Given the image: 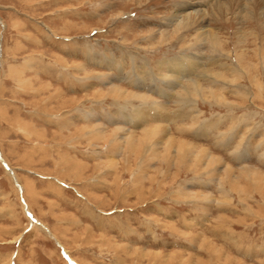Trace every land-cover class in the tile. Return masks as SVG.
Returning a JSON list of instances; mask_svg holds the SVG:
<instances>
[{"label": "rangeland", "instance_id": "1", "mask_svg": "<svg viewBox=\"0 0 264 264\" xmlns=\"http://www.w3.org/2000/svg\"><path fill=\"white\" fill-rule=\"evenodd\" d=\"M258 1L208 16L218 47L195 30L159 42L192 0H0V264H264ZM190 81L205 91L185 94ZM159 124L223 164L204 171L155 160L157 142L142 157L108 140ZM208 241L236 260L215 259Z\"/></svg>", "mask_w": 264, "mask_h": 264}, {"label": "bare ground", "instance_id": "2", "mask_svg": "<svg viewBox=\"0 0 264 264\" xmlns=\"http://www.w3.org/2000/svg\"><path fill=\"white\" fill-rule=\"evenodd\" d=\"M186 1V0H185ZM233 0H201V3L203 4H199L200 0H192L191 2V6L187 9L182 8L177 10L175 16L172 17V26H175V29H173V32H166V34H162L161 38L159 40V42H163L166 43L165 41L167 39H174L177 38L176 40L180 43H183L182 41H184V34L186 31H190V30H195L196 33L195 35H192L194 37V39L199 42L200 44L202 43H206L207 40H209L211 42V44H213L214 46H218L221 47L222 44V37L219 35V33L214 32L211 28L207 27V19L209 18L208 16H214L215 19H219L221 17H223V12L225 9H228L230 6V2ZM236 1V0H235ZM254 1V0H253ZM256 1V0H255ZM260 2L263 3L264 0H259L258 3ZM241 3V2H238ZM248 3V1H247ZM254 4V2H252ZM234 4V3H233ZM242 4V3H241ZM252 4V5H253ZM201 5H203L201 7ZM255 5V4H254ZM235 6V5H234ZM250 7V6H249ZM248 7V8H249ZM259 7V6H258ZM238 8V5H237ZM240 8V7H239ZM242 9V8H241ZM240 9V10H241ZM253 9V8H252ZM257 9V8H256ZM181 10V12H179ZM239 10V11H240ZM225 13V12H224ZM241 14V13H240ZM256 14V13H255ZM261 14V13H260ZM263 14V13H262ZM246 15H250V14H245ZM255 16V15H254ZM261 16V15H258ZM241 17V16H240ZM251 17V16H250ZM262 17V16H261ZM260 17V18H261ZM225 18V17H224ZM259 18V17H258ZM245 19V18H244ZM243 19V20H244ZM250 19V18H249ZM254 19V18H253ZM227 20V19H226ZM252 20V19H251ZM239 21V20H238ZM255 22V21H254ZM238 23V22H237ZM194 31V32H195ZM184 32V33H183ZM253 32V31H252ZM249 34V33H248ZM153 35V34H152ZM189 35V34H188ZM237 37H238V41L239 42H244L245 38H246V32H244V30L242 31V28H237ZM179 38H182V40H179ZM155 39V38H154ZM156 40V39H155ZM190 40V39H189ZM168 41V40H167ZM260 46V45H259ZM239 55L241 57H243V53H239ZM199 58V57H198ZM189 64V63H188ZM187 64V65H188ZM186 67H188V69H186L183 65H181L182 69H183V73L179 72L180 70L177 68L176 66L170 70V68L166 67L164 69H166V72L171 73L173 76L181 73V75L183 76L184 74H188L189 72H194L196 70L197 67H195L196 63H192L191 65H188ZM165 73V72H164ZM164 74H162L161 76H163ZM168 75V74H167ZM179 76L180 78L182 76ZM209 75V74H208ZM214 76V75H213ZM217 76V75H216ZM220 76L223 77V75L220 74ZM188 77V76H187ZM219 77V76H218ZM164 78V77H163ZM191 78V77H190ZM220 78V77H219ZM108 79V78H107ZM173 79V78H172ZM176 79V78H175ZM182 79V78H181ZM189 79V78H188ZM192 79V78H191ZM110 80V79H108ZM194 80V79H193ZM172 81V80H171ZM180 81V80H179ZM184 83V82H182ZM178 84V83H176ZM114 85V84H112ZM180 85V84H179ZM182 85V84H181ZM177 86V85H176ZM173 87V86H172ZM200 90V91H205L204 88L201 86V84L198 81H193V82H188L187 83V87L184 90L185 94L191 93V91L193 92V94L196 92V90ZM112 90V89H111ZM110 90V91H111ZM117 93L116 94H122L124 93V95H127L129 93L123 91L122 89H118L116 88ZM181 92V91H180ZM214 92V91H213ZM172 93V92H171ZM215 93V92H214ZM137 94V93H136ZM213 94V93H212ZM173 95V94H172ZM133 96V95H132ZM146 96V95H145ZM127 97V96H126ZM211 97V96H210ZM136 98V97H135ZM75 98H68L67 101H71L74 100ZM158 114V113H157ZM151 115V114H150ZM169 116V114H168ZM166 114L164 113H159L158 118L159 119H163V121H166L168 123L170 121V117H168ZM171 116V115H170ZM152 117V116H151ZM156 118V117H155ZM149 117L146 116H141L138 118V120L142 123V122H146L148 121ZM174 119V118H172ZM137 120V118L135 119ZM150 120V119H149ZM175 120V119H174ZM172 121V120H171ZM149 122V121H148ZM96 128V127H95ZM125 130V129H124ZM122 130H118V131H114L116 133H112L111 137H108V140L110 141H117V145L119 147L122 146L123 143H126L127 146L129 148H131L135 153H137L138 156H142L145 155L148 152L147 148L146 150L144 149V145L145 144H151L153 142H157L158 143V147L160 148L159 150L154 152V156L153 158L155 160H160L163 159L164 162H171L172 160H174L175 158V162L174 163H185V162H193V164L196 165H200L201 168L205 171L209 168H213L214 167H218L220 165H222V159L214 154H212L211 152H209V149L207 147H201L199 148L197 145L192 144L191 142L185 140V139H180L174 136V134H171V126H169L168 124H159L157 126L154 127H148L145 128L142 132L140 133H131L128 137L122 136L121 133ZM95 132L101 136H103L105 133L104 130H102L101 128H97L95 130ZM119 133V134H117ZM164 144V145H163ZM156 145V143H155ZM162 145L164 146V151H161V147ZM157 146V145H156ZM151 148V146H149ZM149 148V149H150ZM162 148V149H163ZM154 149V148H153ZM154 149V150H155ZM151 150V149H150ZM150 155V153H148ZM147 154V155H148ZM137 156V158H138ZM220 168V167H219ZM212 169V170H213ZM200 170V169H199ZM211 170V171H212ZM249 168L246 171L242 172V175L244 178L249 179V177H253L252 174H255L254 171L252 172L250 170V172L248 171ZM220 172V171H219ZM252 172V173H251ZM219 174V173H218ZM225 174L226 177L223 179L225 180L226 178H229V180H233L234 182L237 183V185L239 184L236 179H237V175L235 174V168L231 167V166H227V168L225 169ZM262 174V173H261ZM80 175V174H79ZM259 175V174H258ZM165 177V176H164ZM262 177V175H261ZM151 179V178H150ZM259 179V178H258ZM257 179V181H258ZM264 179V178H262ZM260 179V181L262 180ZM241 182V181H240ZM253 182V181H252ZM251 182V183H252ZM230 183V181H229ZM246 183V182H244ZM246 185V184H245ZM264 185V184H263ZM261 187V186H258ZM257 187V188H258ZM235 188L241 190L242 188L238 185L235 186ZM260 189V188H259ZM241 192V191H240ZM207 196V195H206ZM205 196V197H206ZM208 197V196H207ZM85 237V236H84ZM102 238V237H101ZM207 239V238H206ZM208 240V239H207ZM209 242V241H208ZM211 244L212 247V252L214 255L215 259H225V261L227 262H231L232 260H236L235 258L231 257L230 255H227L225 253H222V249H220V246L218 247L215 243L209 242ZM219 248V249H218ZM127 253V252H126ZM137 253V252H136ZM146 253V252H143ZM225 256V257H224ZM179 257V255H178ZM182 259V258H181ZM184 259V258H183ZM191 259V258H190ZM203 261V260H202ZM220 262V261H219Z\"/></svg>", "mask_w": 264, "mask_h": 264}, {"label": "crops", "instance_id": "3", "mask_svg": "<svg viewBox=\"0 0 264 264\" xmlns=\"http://www.w3.org/2000/svg\"><path fill=\"white\" fill-rule=\"evenodd\" d=\"M74 97V96H73Z\"/></svg>", "mask_w": 264, "mask_h": 264}]
</instances>
